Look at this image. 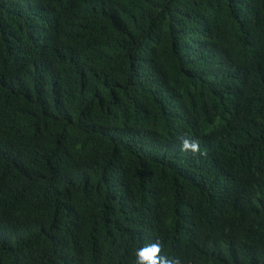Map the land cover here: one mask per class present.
<instances>
[{
	"label": "trees",
	"instance_id": "trees-1",
	"mask_svg": "<svg viewBox=\"0 0 264 264\" xmlns=\"http://www.w3.org/2000/svg\"><path fill=\"white\" fill-rule=\"evenodd\" d=\"M202 224L213 245H186ZM157 239L264 264V0H0V264Z\"/></svg>",
	"mask_w": 264,
	"mask_h": 264
},
{
	"label": "clouds",
	"instance_id": "clouds-1",
	"mask_svg": "<svg viewBox=\"0 0 264 264\" xmlns=\"http://www.w3.org/2000/svg\"><path fill=\"white\" fill-rule=\"evenodd\" d=\"M59 25L55 24L45 33L51 45L57 46L54 40V35L57 34ZM54 34L53 36H51ZM43 38V32L35 35V39ZM181 150L184 152H192L193 154H200L199 144L197 141L182 136ZM218 172V171H217ZM220 172V171H219ZM214 236L210 225L202 224L199 228H194L191 233L187 235L186 245L197 246L198 249L204 248V244L209 247L213 245ZM169 253V252H168ZM135 264H184V261L179 256H169L164 249L161 240L157 239L155 242L149 243L135 250Z\"/></svg>",
	"mask_w": 264,
	"mask_h": 264
}]
</instances>
